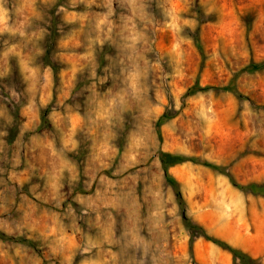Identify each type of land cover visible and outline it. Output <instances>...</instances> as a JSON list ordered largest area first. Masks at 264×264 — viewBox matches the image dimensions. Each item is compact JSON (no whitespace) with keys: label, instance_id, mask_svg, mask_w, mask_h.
<instances>
[{"label":"rangeland","instance_id":"1","mask_svg":"<svg viewBox=\"0 0 264 264\" xmlns=\"http://www.w3.org/2000/svg\"><path fill=\"white\" fill-rule=\"evenodd\" d=\"M252 61L264 0H0V264H240L192 235L160 152L264 181ZM170 173L191 221L264 264V197Z\"/></svg>","mask_w":264,"mask_h":264},{"label":"trees","instance_id":"2","mask_svg":"<svg viewBox=\"0 0 264 264\" xmlns=\"http://www.w3.org/2000/svg\"><path fill=\"white\" fill-rule=\"evenodd\" d=\"M195 43L198 48H201L198 40H196ZM262 67H264V61L262 62L252 61L246 66H244L241 71L254 72L258 69H261ZM211 87L213 86H210V85L202 86L201 84L196 82L194 85L188 88L186 93L192 94V93H195L196 91H201V90L206 91L210 89ZM221 89L230 91L240 98L247 97L238 90L233 78L228 82L227 85L223 86ZM165 118H166V114H163L161 115V117L159 118L157 122V133L160 139H161V123L163 122ZM160 161H161L162 169L164 172L165 180L170 186H172L173 190L175 191L178 203L181 207L182 217L186 220V224L188 228L190 229L192 235L195 236L197 234L199 235L202 234L207 240L213 241L217 245L228 250V252L232 254L233 259L235 261L238 260L240 264H260L258 259L254 258L252 255H250L248 252H246L242 248L233 246L229 242L227 243L223 240H220L219 238H215V237H212L206 234L204 229L199 224L190 220V218L186 214L185 200H184L181 188H180V184L178 180L170 173V168L178 163L185 162V161H191L193 163L201 164L212 170H217L222 173H225L228 176L231 185L235 189L249 192L254 195H260L262 197H264V181L252 180L246 183H241L235 178V176L232 173H228V170H226L224 166L213 163V162H209L207 160H201L200 158L195 157V156H186L183 154H177V153H172L169 151L162 150L160 152Z\"/></svg>","mask_w":264,"mask_h":264},{"label":"bare ground","instance_id":"3","mask_svg":"<svg viewBox=\"0 0 264 264\" xmlns=\"http://www.w3.org/2000/svg\"><path fill=\"white\" fill-rule=\"evenodd\" d=\"M84 117H85V116H84ZM77 119H78V118H77ZM82 119H84V118L82 117ZM86 119H87V118H86ZM71 121H72V120H71ZM73 121H74V120H73ZM79 121H80V120H79ZM79 121H78V122H79ZM69 122H70V121H69ZM74 122H75V121H74ZM81 123H83V122H81ZM84 124H85V123H84Z\"/></svg>","mask_w":264,"mask_h":264}]
</instances>
